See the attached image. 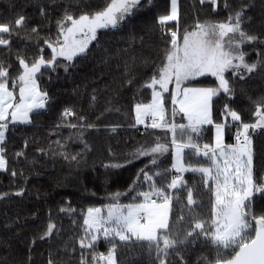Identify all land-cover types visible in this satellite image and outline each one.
Masks as SVG:
<instances>
[{
	"label": "snow or ice",
	"instance_id": "6c2138e0",
	"mask_svg": "<svg viewBox=\"0 0 264 264\" xmlns=\"http://www.w3.org/2000/svg\"><path fill=\"white\" fill-rule=\"evenodd\" d=\"M257 2L260 12L254 15ZM199 4H207L216 15L218 9L227 14L222 20L202 21L197 17L193 24L181 28L178 0H171L170 10L157 16L148 29H159L165 44L159 63L145 58L143 74L135 70V57L117 65L118 69L123 67L119 87L135 86L144 75L138 91L151 90L149 102L135 103V123L129 126L143 124L146 129H161L165 138L170 133L171 139L161 142L157 137L152 144L127 153L122 163L104 165L106 169H120L147 158L125 191L109 193L108 203L88 207L82 213L80 233L72 237V243L63 245L68 260H57L50 252L47 264H72L73 260L75 264H118V248L130 245L147 254L148 264H264V155L257 159L253 142L257 132L264 136V93L253 98L246 88L254 76H264V0H199ZM52 5L59 10L54 35L49 11ZM153 6L154 0H104L102 7H93L90 0H51L50 4L39 5L41 19L35 24L29 25V18L22 13L0 23V46L9 57L7 61L0 59V171L8 170L5 140L10 126L33 124L51 99L39 87V77L58 68L68 72L77 57L90 55L93 42L101 45V30L118 29L130 23L139 11ZM130 35L134 45L137 34L133 31ZM14 37L26 42L25 49L31 43L35 51L21 54L17 49L14 54ZM138 38L143 45L144 35ZM45 45L51 49L47 58ZM121 51L126 54L128 50ZM251 52H255V59H249ZM105 53L101 63L110 64L111 55L107 49ZM13 54L18 62L15 76L10 73ZM152 65L149 74L147 70ZM206 76L215 78V86H192ZM238 92L247 96L253 106L254 121L245 122L241 111L232 106ZM216 99L226 101L219 121L213 115ZM96 101L93 95L90 106L94 107ZM169 101L170 108L166 106ZM107 103L105 111H111L112 100ZM69 117H75L76 122ZM177 117L186 122H178ZM60 119L61 124L56 127L76 130L68 139L76 136L88 150L83 141L84 130L96 125L88 123L86 116L78 115L71 107L63 109ZM117 127L112 126L111 131ZM213 129V141L202 144L204 134ZM229 135L234 143L226 142ZM53 143L55 149L50 145L47 151L37 150L53 163L56 157H62L70 165L79 166L80 153L67 151L60 140ZM28 144L26 139L25 149ZM170 149L171 168L161 169V158ZM189 154L203 159L196 164L187 163L185 157ZM15 156L27 160L23 150ZM186 172L199 174L200 186L208 193L206 214L197 211L204 204L194 198V187L183 176ZM17 175L13 169L11 176ZM181 190L186 191V203L180 198ZM24 193L21 187L15 195ZM7 197V193L0 194V200ZM122 197L129 202L122 203ZM174 201L179 205L178 211H174ZM59 211L74 215L76 210L69 204ZM72 224L77 225V221ZM60 232L50 210L46 227L38 237H33L32 244L37 239L57 237ZM101 243L108 245L106 252L97 250ZM196 247L209 248L212 255L201 254L192 261L190 256ZM77 251L78 257L74 255ZM0 264H32L31 248L26 259L4 255Z\"/></svg>",
	"mask_w": 264,
	"mask_h": 264
},
{
	"label": "trees",
	"instance_id": "16d2710c",
	"mask_svg": "<svg viewBox=\"0 0 264 264\" xmlns=\"http://www.w3.org/2000/svg\"><path fill=\"white\" fill-rule=\"evenodd\" d=\"M66 2V0H62ZM93 7H102L104 0H90ZM51 3V0H0V23H7L13 20L17 14H25L29 18V25L35 24L41 19L39 16V5ZM179 10L181 13V28L193 24L198 17L200 20H222L226 16V11H219V15L211 12L208 5H200L199 0H179ZM222 8V5H221ZM52 5L49 11L53 17L51 25L52 34H55V17L59 10H54ZM170 10V0H154V6L139 11L131 18L130 23L115 30H101V45L96 46L95 42L90 45V55L77 57L73 61V67L65 72L63 68H58L56 72H45L39 77L40 88L48 92L51 98L45 109L40 110L39 118L31 125L18 124L15 128L10 126L6 134L5 158L8 161V170L0 171V194L7 193L8 197L0 200V257L8 255L9 258L24 260L27 258L29 248H31L32 264H47L49 253L55 259L68 260V254L64 252V242L72 243V237L80 233L79 224H82V213H86L88 207L103 206L108 203L107 196L111 192L125 191L131 180L135 178V173L147 163V158H141L134 163L126 165L120 169H106L104 165L109 163H122L127 153L134 151L137 147L145 144H152L157 137L161 142L170 140V133L165 138V132L161 129L145 128L143 126L130 127L135 123L134 105L137 102L147 103L151 99L150 89H141L139 85L143 83L144 75L137 81L135 86L119 87L122 80L121 73L123 67L119 69L117 65H122L123 60L136 58L135 70L144 73L142 61L145 58L159 63L163 55L164 41L161 38L159 29L148 31L153 25L155 18L165 14ZM260 7H257L253 14L259 15ZM174 22H170L173 24ZM251 30V29H250ZM137 34L135 44H131V32ZM144 35V43L141 44L139 35ZM25 41L13 38V53L17 49L21 54L31 53L35 49L31 43L24 48ZM45 48L46 58L51 50ZM105 49L111 55V63H101V58L106 55ZM127 49L125 54L121 50ZM250 51V48H246ZM10 58L13 67L10 73L17 74L18 62L15 55ZM0 59L7 61L9 57L5 55L4 49L0 46ZM249 59H255V52H251ZM152 67L148 68L150 74ZM213 79V78H212ZM199 79V83L193 85L215 86L213 80ZM248 94L253 98L264 93V76H254L246 85ZM95 90V91H94ZM95 95L97 101L95 106H90L91 97ZM167 96V94H165ZM112 100V110L105 111L108 101ZM225 100L216 99L214 102V118L219 121L220 109ZM171 107L170 101L166 105ZM241 111L245 122L254 121L251 115L253 106L249 104L247 96H241L239 92L232 105ZM65 107L73 108L78 115H84L88 123L96 125L95 128L84 130L83 141L88 144L85 150L84 143L73 135L74 129L56 125L61 124L60 114ZM119 108L120 111L115 109ZM99 117V119H97ZM68 120L76 122L75 117ZM178 122L180 118L177 117ZM119 125L115 131L111 127ZM210 127V126H207ZM213 130L206 132L200 141L208 143L213 141ZM230 135L226 137V142H231ZM29 141L28 147L24 148V141ZM56 140L66 144V150L72 154L80 153L77 159L80 164H69L62 157H56L55 163L48 156L43 155L37 149L48 150L49 146L56 148ZM254 149L257 159L264 155V136L257 132L253 136ZM111 150V153L109 152ZM25 151L27 160L24 157L17 158V151ZM187 151V150H186ZM173 151L170 149L164 157L160 168H171ZM82 157V159H81ZM202 157L187 155V163L196 164L202 161ZM35 161L33 164L32 162ZM15 169L17 177L11 176V171ZM23 171V175L19 173ZM184 179L190 187H194V198L198 202H203L204 207L197 209L198 212L207 213L208 193L200 186V177L197 173L186 172ZM23 187V196H16L15 193ZM181 200L186 203V191L179 193ZM122 203H128L127 197L121 198ZM71 205L75 209L74 215L61 213V207ZM179 205L174 201V211H178ZM53 222L60 228V235L52 239H37L32 244L34 236L38 237L48 222L49 211ZM76 220L77 225L72 221ZM10 225V227H5ZM78 247V246H77ZM108 245L99 244L98 251L106 252ZM201 254L211 256L209 248L196 247L192 250L190 259L195 261ZM79 256L77 251L74 254ZM118 264H148L147 254L134 245L128 247L121 246L117 251ZM72 264H75L73 260Z\"/></svg>",
	"mask_w": 264,
	"mask_h": 264
},
{
	"label": "rangeland",
	"instance_id": "374dc122",
	"mask_svg": "<svg viewBox=\"0 0 264 264\" xmlns=\"http://www.w3.org/2000/svg\"><path fill=\"white\" fill-rule=\"evenodd\" d=\"M179 1V0H178ZM170 8H171V0H170ZM45 47L47 48V46L45 45ZM1 48H2V46H1ZM49 50H51V49H49ZM201 78H204V82L206 83V82H208V80L207 79H210V80H213V82H214V84H215V78H213V77H211V76H206V77H201ZM201 78H199V79H201ZM213 78V79H212ZM10 83H11V81H10ZM209 83V82H208ZM38 84H39V87H40V82H39V79H38ZM192 86H197V85H192ZM208 86H210V85H204V86H198V87H208ZM171 87V86H170ZM151 100V99H150ZM134 114H135V112H134ZM148 124H150L151 122H148V121H146ZM138 126H145V125H143V124H141V125H138ZM207 127V126H206ZM213 139H214V129H213ZM171 135V134H170ZM229 143H233V142H229ZM93 207H102V206H93Z\"/></svg>",
	"mask_w": 264,
	"mask_h": 264
},
{
	"label": "built area",
	"instance_id": "2783aa9c",
	"mask_svg": "<svg viewBox=\"0 0 264 264\" xmlns=\"http://www.w3.org/2000/svg\"><path fill=\"white\" fill-rule=\"evenodd\" d=\"M148 122H151V121L148 120ZM229 139H230L231 142H233V143L235 142L232 136H230Z\"/></svg>",
	"mask_w": 264,
	"mask_h": 264
},
{
	"label": "crops",
	"instance_id": "0c3cea01",
	"mask_svg": "<svg viewBox=\"0 0 264 264\" xmlns=\"http://www.w3.org/2000/svg\"><path fill=\"white\" fill-rule=\"evenodd\" d=\"M183 122H186V121H183ZM173 157V156H172ZM172 162H173V159H172Z\"/></svg>",
	"mask_w": 264,
	"mask_h": 264
}]
</instances>
